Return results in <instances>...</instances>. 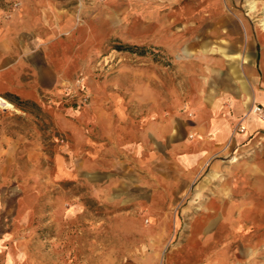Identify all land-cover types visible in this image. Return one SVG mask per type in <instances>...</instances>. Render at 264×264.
Returning a JSON list of instances; mask_svg holds the SVG:
<instances>
[{
    "label": "crops",
    "instance_id": "obj_1",
    "mask_svg": "<svg viewBox=\"0 0 264 264\" xmlns=\"http://www.w3.org/2000/svg\"><path fill=\"white\" fill-rule=\"evenodd\" d=\"M182 1L4 0L0 99L17 111L0 107V232L10 235L31 220L42 201L47 159L53 182L81 181L90 197L123 210L122 216L149 218L156 235L148 240L153 253L146 260L161 255L165 264H247L245 255L236 259L228 248L239 236L247 248V216L263 211L254 201L264 202V121L249 110L253 102L264 107V24L242 23L246 48L237 46L239 22L218 18L219 0H205L200 21L217 23L226 44L210 50V39L202 37V55L229 60L191 69L218 75L188 77L170 91L156 92L149 82L142 108L139 97L129 106L111 91L119 87L96 80L90 65L107 20H147L135 23L137 34L155 31L156 20L188 25ZM83 68L90 72L88 96L76 108L75 76ZM40 112L66 138L52 135L50 157ZM10 116L29 128L14 126ZM239 124L245 132L236 131ZM170 223L181 236L167 247Z\"/></svg>",
    "mask_w": 264,
    "mask_h": 264
},
{
    "label": "rangeland",
    "instance_id": "obj_2",
    "mask_svg": "<svg viewBox=\"0 0 264 264\" xmlns=\"http://www.w3.org/2000/svg\"><path fill=\"white\" fill-rule=\"evenodd\" d=\"M204 1L183 0L181 4L189 8L191 22L188 25H165V20H156L154 33L133 32L137 23L142 25L147 20H124L122 23L119 20H107L105 36L92 49L90 56L95 79L106 81L108 86L119 87L111 91L121 93L129 106L132 100L136 102L139 97L142 108L149 82L154 91L162 93L170 91L168 87L179 86L188 77L197 80L203 76L218 75L210 72L190 73L191 69L201 70L203 66L215 65L220 59L229 60L212 52L209 56L202 55L206 49L198 44L202 37L210 39V50L226 44L223 39L225 32H222L221 27L218 28L217 23L200 21L204 17L201 9ZM3 2L0 0V7ZM219 2L221 11L217 17H231L239 22L241 40L237 46L241 44V47L246 48L242 23L247 28L248 20L252 29L264 24V0ZM200 13L201 17L198 16ZM124 47L137 50L121 51L120 48ZM89 73L84 68L76 73L72 104L76 108L86 103L88 95L84 85ZM133 81L137 86L135 89L132 88ZM254 104L260 105L253 102L251 107ZM0 107L17 111L2 99ZM39 115L41 119L38 124L43 132L45 155L50 157L52 135H58L62 140L66 138L55 129L47 115L42 112ZM8 119L20 129L29 128L25 120L13 116ZM52 170L51 163L45 159L42 201L33 211L31 220L14 227L10 235L0 232V264H165L161 255L154 262L146 260L153 253L152 249L146 247L148 240L150 236L156 235L149 232L153 224L149 218L122 216L123 210L90 197L81 181L61 179L53 182ZM254 204L261 205L263 211L257 215L259 212L254 210L252 216H247V248L242 247L239 236L230 239L235 243L228 250L236 259L245 255L247 264H264V202L255 200ZM117 213L119 215H115ZM175 224L178 226L177 222ZM165 235L167 247L178 242L181 236L178 231H173L171 223ZM167 251L163 249L162 255Z\"/></svg>",
    "mask_w": 264,
    "mask_h": 264
},
{
    "label": "built area",
    "instance_id": "obj_3",
    "mask_svg": "<svg viewBox=\"0 0 264 264\" xmlns=\"http://www.w3.org/2000/svg\"><path fill=\"white\" fill-rule=\"evenodd\" d=\"M250 113L255 115L256 117H258L261 120L264 119V108L260 105H257V104L252 105V107L250 109ZM236 131L238 133H243V132H245V127L243 125L239 124L236 127Z\"/></svg>",
    "mask_w": 264,
    "mask_h": 264
},
{
    "label": "trees",
    "instance_id": "obj_4",
    "mask_svg": "<svg viewBox=\"0 0 264 264\" xmlns=\"http://www.w3.org/2000/svg\"><path fill=\"white\" fill-rule=\"evenodd\" d=\"M125 49V50H123ZM121 51H131V50H137V48H131V47H127V48H120Z\"/></svg>",
    "mask_w": 264,
    "mask_h": 264
}]
</instances>
